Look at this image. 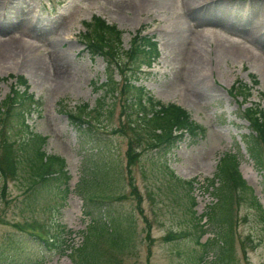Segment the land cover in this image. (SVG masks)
Listing matches in <instances>:
<instances>
[{
  "label": "rangeland",
  "instance_id": "obj_1",
  "mask_svg": "<svg viewBox=\"0 0 264 264\" xmlns=\"http://www.w3.org/2000/svg\"><path fill=\"white\" fill-rule=\"evenodd\" d=\"M94 17L122 32L123 51L137 36L152 37L159 58L151 68L142 65L136 76L131 69L121 73L108 67L106 58L92 59L84 23ZM4 50L0 108L16 77H25L42 104L28 124L47 138L48 155L66 160L70 192L63 200L65 177L49 188L51 193L44 192L31 185L25 169L9 179L3 197L0 180V264H77V254L71 258V251L50 250L14 227L34 220L53 233L57 224L66 227L72 235L63 237L74 249L94 227L101 264H219V245L201 244L214 238L230 214L233 264H264V224L244 201L235 197L230 212L216 214L213 223L205 224L204 218L208 235L199 241L203 228L197 225V218L217 203L208 183L227 154L240 162L243 177L264 206V172L255 168L242 141L252 133L245 110L255 102L264 108V0H0ZM125 79L145 87L155 100L186 110L201 128L197 137L187 135L169 151L146 149L131 172V135L120 132L129 125L130 109L121 94ZM110 80L115 93L105 87ZM237 84L252 88L248 102L239 93L231 95ZM85 106L88 114L81 116ZM25 135L18 118L0 121V157L3 138L18 144ZM178 178L195 181L193 189ZM96 197L98 203L90 200ZM116 238L129 240L124 251L112 249Z\"/></svg>",
  "mask_w": 264,
  "mask_h": 264
},
{
  "label": "trees",
  "instance_id": "obj_2",
  "mask_svg": "<svg viewBox=\"0 0 264 264\" xmlns=\"http://www.w3.org/2000/svg\"><path fill=\"white\" fill-rule=\"evenodd\" d=\"M84 24L87 29L85 34L86 50L92 56L91 58L93 59L97 56L106 58L108 67L113 68L115 66L121 73L131 69L133 75L136 76L137 72L142 71V65H149L151 68V65L160 56L159 44L152 37L137 36L133 39L130 50L123 51L121 48L123 45V34L115 26L106 24L105 21L98 17H94L91 22H85ZM125 76L128 78L127 74ZM16 80V83L11 87V93L3 104L5 107L0 108V121L4 124L10 118L11 120L18 118L20 130H26V135L19 140L18 144L16 142L7 143V138H3V155L0 157V180L4 182L2 184V196L5 197L7 195L9 179L20 174V171L27 169L29 176L32 178L30 181L31 185L42 187L44 192L48 191L51 193L49 188L65 177L64 179L67 180L63 183L65 188L60 191L64 194L62 199L65 200L70 192L68 189L70 177L66 171V160L59 156L48 155L45 149L47 138L31 131L27 119L42 104L29 91L30 86L25 77H16ZM255 84L258 85V81H255ZM106 86L113 93L117 91L115 83L111 80L109 84L106 83ZM121 94L127 102V104L124 103V106L130 109L129 113L126 114L129 125L127 128L120 130V132L128 130L131 135L128 136L126 134L129 138L127 150V168L129 172L132 171V167L137 165L143 151L146 149H165L169 151L176 147L177 143L182 142L187 135L198 136L201 128L191 122L186 110L174 104L165 105L155 100L146 91L145 87L140 86L137 88L131 79L125 81ZM234 94L235 96L238 94L244 97V101H247L253 95L252 88L246 85L239 86V84L233 87L231 95L234 96ZM87 109L88 106L80 108V115L86 116L88 114ZM69 116L76 122L89 124L88 126L90 127L88 121L82 120L80 117ZM245 117L250 122L252 133L249 138L245 137L246 139L243 138L242 141L246 144L247 153L253 160L255 168L264 172V108H262L261 103H252L245 110ZM239 163L235 156L227 154L217 167L215 178L209 181L208 187L212 188L214 196L217 198V203L215 207H210V213L207 211L197 218V225L203 228L200 236H198V241L208 235V231L205 229V224L208 221L213 223L216 214H223L225 211L226 213L230 212L229 207L234 205L233 199L235 197L236 200L244 201L250 209L255 211L258 221L264 224V206L255 194L253 187L243 177ZM171 177H175L173 172ZM178 182L186 185L189 190L193 189L195 183V181H183L180 178H178ZM130 185L134 187L132 177H130ZM54 189L59 190V187L55 186ZM99 197L90 198V200L98 203L100 201H98ZM123 198L118 197L117 199ZM191 203L195 206V199L192 198ZM218 203H221V205L217 206ZM221 207L224 209H221ZM58 208L55 206L54 209L57 210ZM193 213L196 214L194 211ZM230 215L222 221L223 226L220 231L214 233V238L209 237L201 244L204 248L219 245L220 252L217 255L219 264L234 263L235 224L233 222L234 218L230 217ZM204 218L208 219L205 224H202ZM14 227L36 237L50 250H56L63 255L71 251V258L74 254H77L79 256L77 264H101L100 261L103 254L100 251L95 252L94 227L89 229V236L84 237V244L75 249L63 237L69 233L72 235V232L58 224L54 226L58 230L54 233L51 232V228L47 229L36 220L25 224H15ZM128 238L130 239V237ZM126 242H129V240L116 238L112 241L111 247L117 252L124 251L127 246Z\"/></svg>",
  "mask_w": 264,
  "mask_h": 264
},
{
  "label": "bare ground",
  "instance_id": "obj_3",
  "mask_svg": "<svg viewBox=\"0 0 264 264\" xmlns=\"http://www.w3.org/2000/svg\"><path fill=\"white\" fill-rule=\"evenodd\" d=\"M5 53H7L6 50L1 51V52H0V58H1Z\"/></svg>",
  "mask_w": 264,
  "mask_h": 264
}]
</instances>
